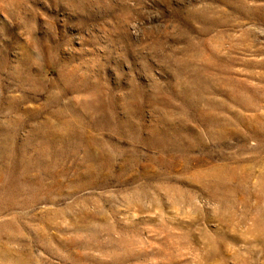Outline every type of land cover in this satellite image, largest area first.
I'll list each match as a JSON object with an SVG mask.
<instances>
[{
  "label": "rangeland",
  "instance_id": "1",
  "mask_svg": "<svg viewBox=\"0 0 264 264\" xmlns=\"http://www.w3.org/2000/svg\"><path fill=\"white\" fill-rule=\"evenodd\" d=\"M0 264H264V0H0Z\"/></svg>",
  "mask_w": 264,
  "mask_h": 264
}]
</instances>
